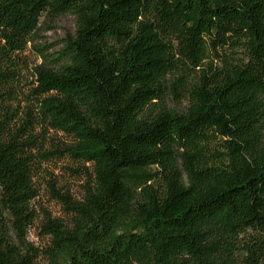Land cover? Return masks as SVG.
<instances>
[{
	"label": "trees",
	"instance_id": "16d2710c",
	"mask_svg": "<svg viewBox=\"0 0 264 264\" xmlns=\"http://www.w3.org/2000/svg\"><path fill=\"white\" fill-rule=\"evenodd\" d=\"M0 264H264V0H0Z\"/></svg>",
	"mask_w": 264,
	"mask_h": 264
},
{
	"label": "rangeland",
	"instance_id": "374dc122",
	"mask_svg": "<svg viewBox=\"0 0 264 264\" xmlns=\"http://www.w3.org/2000/svg\"><path fill=\"white\" fill-rule=\"evenodd\" d=\"M74 18L70 15L60 16L50 20L47 17L41 19L38 39L35 46L46 49L45 53L51 57H55L56 53L62 48L64 39L67 35L74 32ZM27 82H30L28 79ZM168 106L183 110L185 102L176 101L171 95L167 99ZM63 139V138H62ZM48 149H50L48 147ZM81 166L67 158L52 159L42 165L39 176L35 179V185L38 188V197L32 206L36 214V219L32 228L29 229L27 239L36 247L46 245V239L40 235L39 228L45 214L51 215L52 218L66 217L63 207L56 200L50 190V186L56 183L57 188H63L66 192L71 193L72 197L78 196L82 191L83 180L78 175Z\"/></svg>",
	"mask_w": 264,
	"mask_h": 264
}]
</instances>
